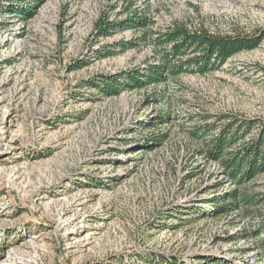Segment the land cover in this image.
<instances>
[{"label": "rangeland", "instance_id": "1", "mask_svg": "<svg viewBox=\"0 0 264 264\" xmlns=\"http://www.w3.org/2000/svg\"><path fill=\"white\" fill-rule=\"evenodd\" d=\"M8 3L0 0V264H264V234H251L262 218L209 212L233 186L195 154L190 134L205 124L264 123V40L205 74L106 97L86 81L154 61L148 45L115 48L140 32L94 39L102 13L123 17L120 0H42L27 21L2 12ZM139 5L160 31L178 22L264 33V0ZM164 109L171 122L156 124ZM154 136L163 141L144 146ZM251 186L264 215V174Z\"/></svg>", "mask_w": 264, "mask_h": 264}, {"label": "trees", "instance_id": "2", "mask_svg": "<svg viewBox=\"0 0 264 264\" xmlns=\"http://www.w3.org/2000/svg\"><path fill=\"white\" fill-rule=\"evenodd\" d=\"M121 19H112L110 13H102L93 28L95 40L107 39L117 32H140L135 41L121 42L115 48L127 50L148 45L153 51V63L143 68L120 72L115 75H101L86 81V87L96 89L102 96L115 97L125 91L146 90L168 85L186 74H205L222 67L231 58L243 51L256 49L264 40V33L255 35H223L211 33L203 28L192 29L183 23H174L165 31L155 29L156 23L147 7L139 5L140 0H120ZM42 0H10L2 12L12 14L22 21L29 20L31 9ZM32 3V4H31ZM144 5V4H143ZM139 44V45H138ZM110 47V46H109ZM113 54L115 49L109 51ZM76 65L72 70L82 68ZM165 96L155 95L153 102L162 105ZM156 124H169L168 109L160 110L154 118ZM196 140L195 154L212 162L225 174L232 190L210 200L212 216L237 213L243 218H262L258 210L261 196L252 189V184L264 174V123L232 120L221 126L202 125L191 131ZM164 136H154L144 146H158ZM246 231V230H245ZM264 234V221L252 236ZM259 254L264 260V239L260 241ZM150 261V260H149ZM153 264H181L169 258L153 259ZM151 260V262H153Z\"/></svg>", "mask_w": 264, "mask_h": 264}]
</instances>
